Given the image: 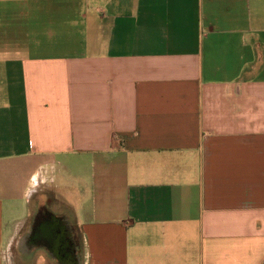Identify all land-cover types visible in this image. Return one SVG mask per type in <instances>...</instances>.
<instances>
[{
  "label": "crops",
  "instance_id": "1",
  "mask_svg": "<svg viewBox=\"0 0 264 264\" xmlns=\"http://www.w3.org/2000/svg\"><path fill=\"white\" fill-rule=\"evenodd\" d=\"M0 264H264V0H0Z\"/></svg>",
  "mask_w": 264,
  "mask_h": 264
},
{
  "label": "flooded vegetation",
  "instance_id": "2",
  "mask_svg": "<svg viewBox=\"0 0 264 264\" xmlns=\"http://www.w3.org/2000/svg\"><path fill=\"white\" fill-rule=\"evenodd\" d=\"M52 245V244H51ZM71 252V251H70Z\"/></svg>",
  "mask_w": 264,
  "mask_h": 264
}]
</instances>
